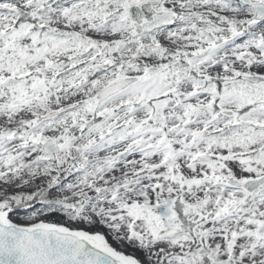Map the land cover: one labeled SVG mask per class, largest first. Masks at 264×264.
<instances>
[{"label": "snow or ice", "instance_id": "6c2138e0", "mask_svg": "<svg viewBox=\"0 0 264 264\" xmlns=\"http://www.w3.org/2000/svg\"><path fill=\"white\" fill-rule=\"evenodd\" d=\"M0 264H264V0H0Z\"/></svg>", "mask_w": 264, "mask_h": 264}]
</instances>
